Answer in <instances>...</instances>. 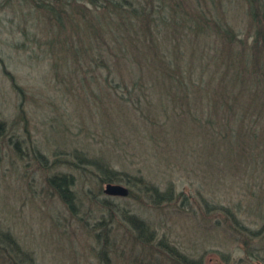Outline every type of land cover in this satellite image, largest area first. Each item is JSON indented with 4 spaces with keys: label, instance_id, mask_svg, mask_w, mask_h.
Masks as SVG:
<instances>
[{
    "label": "rangeland",
    "instance_id": "obj_1",
    "mask_svg": "<svg viewBox=\"0 0 264 264\" xmlns=\"http://www.w3.org/2000/svg\"><path fill=\"white\" fill-rule=\"evenodd\" d=\"M54 1L59 0H0V121L5 127L0 133V229L9 231L35 264H170L136 241L127 217L134 214L203 264H264V151L258 155L259 146L255 152L248 148L247 157L237 159L233 154L240 137L234 142L233 132L214 143L212 136L178 120L167 123L165 130L172 131L174 144L178 138L180 144L184 141L182 150L171 140L168 147L166 133L153 127L165 122V111L156 109L147 125L145 112L130 115L126 107H117L109 94L116 87L121 92V87L109 68L95 66L92 71L85 66L87 77L81 82V67H56L50 41L84 34L73 30L84 20L77 13L78 20L69 22L72 28L66 21L58 24L59 17L46 15V5ZM165 1L153 0L155 8L167 13V3L178 1L179 13L194 12L195 4L207 7L209 16L222 12L239 37L252 41L246 0ZM77 2L87 4L88 16L94 14L88 0ZM59 15L70 16L62 11ZM184 34L187 41L188 32ZM192 40L191 56L197 57V64L182 62L180 67L185 72L191 68L195 80L205 79L213 53L200 38ZM167 84L156 79L155 87ZM236 128L238 123L230 120L227 129ZM214 130L226 132L218 125ZM84 154L126 171L124 178L112 182L128 186L132 193L106 194L107 182L79 157ZM63 175L74 181V207L50 181ZM135 176L162 189L172 185L177 197L156 206ZM204 198L231 207L247 228L234 226L223 211L207 209ZM3 248L0 245V264H13V254Z\"/></svg>",
    "mask_w": 264,
    "mask_h": 264
},
{
    "label": "trees",
    "instance_id": "obj_2",
    "mask_svg": "<svg viewBox=\"0 0 264 264\" xmlns=\"http://www.w3.org/2000/svg\"><path fill=\"white\" fill-rule=\"evenodd\" d=\"M88 1L90 12H94L90 16L85 12L87 4L77 0L57 3L54 1L46 5V15L59 17L56 20L58 24H65L66 21L65 26L72 28L69 22L78 20L75 15L77 13L81 15V20H84L74 25L77 28L73 29L84 34L55 37L50 41L56 67H70L74 64L77 68L81 67V82L87 77L85 66L92 71L95 66L109 68L113 80L118 78L121 87V92L116 87L109 94L117 107H126L130 115L133 112H145L144 120L147 125L150 124L156 109L165 111V122H155L156 126L153 127L158 128V132L166 133L165 141L168 147H171V140L172 146L182 150L184 141L181 140V145L178 138L174 144L172 131L167 134L165 130L167 123L178 120L183 125L191 123V126L203 135L212 136L214 143L228 138L227 133L233 132V135L236 134L234 142L237 143L236 139L240 137L235 149L236 154H233L237 159L243 160L247 157L245 153H248V148L254 151L259 146L256 153L258 155L264 151V136L262 139L259 137V129L264 125V0H246L251 32L248 36L252 40L250 43L247 38L237 35L234 26L226 17H222V12L209 16V9L199 8L197 4L194 5V12L179 13L181 4L178 1L167 3L170 10L166 13L163 8H155L153 0ZM61 11L69 13L70 16L63 19L59 15ZM184 32H188L187 41ZM196 38H200L199 41L204 45L207 43L206 48L213 53L208 77H200L198 80L193 79L191 68L186 67L187 72L191 70L189 74L180 67L182 62L192 67L197 64V57L191 56L192 39ZM202 49L203 47L199 52ZM168 52L176 58L169 57ZM74 75V71L69 72L70 78L73 79ZM156 79L166 80L168 84L162 89H157ZM108 112L124 116L120 110ZM202 113H209V116H203ZM155 120L156 118H153L152 123ZM230 120L238 123L235 131L227 129ZM216 125L226 132L223 135L222 132L218 134L214 130ZM256 126L259 128L255 129ZM210 127L213 129H208ZM4 129V123L0 121V133ZM262 130L264 135V127ZM173 135L179 134L173 132ZM252 141L255 144L250 145ZM79 157L94 165L104 182L119 181L127 175L126 171L111 166L107 160L85 154ZM135 180L156 206L170 203L177 197L172 185L162 189L142 176H135ZM50 181L59 188L69 206L74 207L71 201L74 196L72 177L53 176ZM204 203L209 210L223 211L230 217L234 226L247 228L231 207L209 202L205 198ZM127 217L136 232V241L146 246L151 254L159 252L170 264H203L201 259L190 257L175 244L157 234L148 222L137 215L128 214ZM0 245L13 254L14 258L12 256L10 259L13 264H35L32 255L21 253L18 242L9 231L0 229Z\"/></svg>",
    "mask_w": 264,
    "mask_h": 264
},
{
    "label": "water",
    "instance_id": "obj_3",
    "mask_svg": "<svg viewBox=\"0 0 264 264\" xmlns=\"http://www.w3.org/2000/svg\"><path fill=\"white\" fill-rule=\"evenodd\" d=\"M104 192L111 196H128L130 189L128 186L121 183L107 182Z\"/></svg>",
    "mask_w": 264,
    "mask_h": 264
},
{
    "label": "flooded vegetation",
    "instance_id": "obj_4",
    "mask_svg": "<svg viewBox=\"0 0 264 264\" xmlns=\"http://www.w3.org/2000/svg\"><path fill=\"white\" fill-rule=\"evenodd\" d=\"M64 0H59V1H57V2H63Z\"/></svg>",
    "mask_w": 264,
    "mask_h": 264
}]
</instances>
